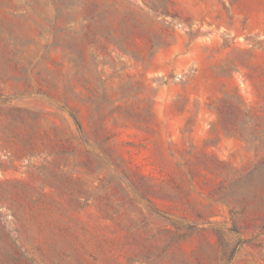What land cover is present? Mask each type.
I'll list each match as a JSON object with an SVG mask.
<instances>
[{
    "label": "rangeland",
    "instance_id": "1",
    "mask_svg": "<svg viewBox=\"0 0 264 264\" xmlns=\"http://www.w3.org/2000/svg\"><path fill=\"white\" fill-rule=\"evenodd\" d=\"M0 264H264V0H0Z\"/></svg>",
    "mask_w": 264,
    "mask_h": 264
}]
</instances>
